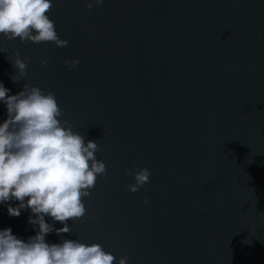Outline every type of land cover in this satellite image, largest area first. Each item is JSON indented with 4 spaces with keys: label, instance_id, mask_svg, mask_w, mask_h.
Segmentation results:
<instances>
[{
    "label": "water",
    "instance_id": "water-1",
    "mask_svg": "<svg viewBox=\"0 0 264 264\" xmlns=\"http://www.w3.org/2000/svg\"><path fill=\"white\" fill-rule=\"evenodd\" d=\"M86 4L52 0L48 16L67 47L0 34L9 95L26 83L53 93L61 120L97 142L107 168L71 233L46 242L99 243L114 264H264V0ZM17 52L27 76L13 82ZM133 165L151 171L135 193ZM18 203H0V230L27 241L38 225L30 209L8 214Z\"/></svg>",
    "mask_w": 264,
    "mask_h": 264
},
{
    "label": "clouds",
    "instance_id": "clouds-1",
    "mask_svg": "<svg viewBox=\"0 0 264 264\" xmlns=\"http://www.w3.org/2000/svg\"><path fill=\"white\" fill-rule=\"evenodd\" d=\"M103 3L87 0L88 12ZM51 9L52 0H0V34L22 43L52 42L67 47L68 41L58 36L48 16ZM79 62L64 61L71 67ZM40 63L47 65L48 58L42 57ZM12 64L17 71L11 79L19 82L27 76V58L21 59L17 52ZM9 91L0 83V102L7 108V118L0 123V203L19 202L9 205L10 216L30 209L28 223L38 225V230L27 241L17 238L10 227L0 230V264H114L116 257L99 243L65 239L50 244L45 240L53 231L71 233L68 221L85 215L83 199L95 187L97 177L107 174L105 163L96 157L97 142H85L70 121L61 120L63 110L53 93L27 83L15 95ZM125 172L134 178L127 186L133 193L150 182L147 167L133 165ZM144 202L149 199L145 197ZM45 216L63 226L54 229ZM126 261L127 257H121L118 264Z\"/></svg>",
    "mask_w": 264,
    "mask_h": 264
}]
</instances>
